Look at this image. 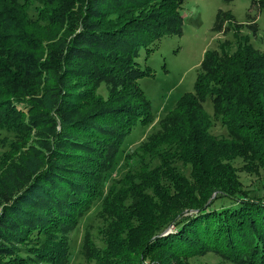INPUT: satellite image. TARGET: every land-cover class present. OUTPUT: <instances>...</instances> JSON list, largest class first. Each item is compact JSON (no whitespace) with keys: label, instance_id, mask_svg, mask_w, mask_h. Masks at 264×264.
Listing matches in <instances>:
<instances>
[{"label":"trees","instance_id":"16d2710c","mask_svg":"<svg viewBox=\"0 0 264 264\" xmlns=\"http://www.w3.org/2000/svg\"><path fill=\"white\" fill-rule=\"evenodd\" d=\"M183 1L0 0V128L16 136L0 157V264H67L68 233L133 128L153 120L140 50L181 34ZM236 32L233 49L204 52L192 91L134 147L158 163L109 186L88 261L264 264V185L245 190L235 166L264 169V53Z\"/></svg>","mask_w":264,"mask_h":264},{"label":"rangeland","instance_id":"374dc122","mask_svg":"<svg viewBox=\"0 0 264 264\" xmlns=\"http://www.w3.org/2000/svg\"><path fill=\"white\" fill-rule=\"evenodd\" d=\"M259 0H184L181 8L182 31L177 35H164L149 43L152 50H140L139 60L143 69L151 75L139 78V86L150 102L153 120L146 126L137 125L127 136L117 161L108 169L102 186V194L79 218L77 226L67 235L69 250L67 264H94L82 253L85 238L102 247L100 230L106 220L100 212L102 198L110 185L117 183L127 173L137 171L142 164L153 167L158 158L145 156L140 160L132 154L136 145L160 128V121L175 102L186 92H191L200 71V63L206 50H217L218 44L235 47V31L247 36L252 45L264 53V13L259 8ZM221 16L222 20H218ZM204 108L212 116L209 99ZM210 133L225 136L226 131L219 120H213ZM16 139L12 131L0 128V157ZM237 175L245 190H253L264 185V169L256 172L241 169L240 161L235 163ZM185 174L188 169L177 165ZM189 264H230L212 253L194 257Z\"/></svg>","mask_w":264,"mask_h":264}]
</instances>
